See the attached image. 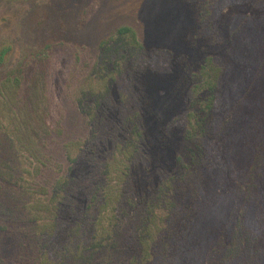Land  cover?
<instances>
[{"label": "rangeland", "instance_id": "obj_1", "mask_svg": "<svg viewBox=\"0 0 264 264\" xmlns=\"http://www.w3.org/2000/svg\"><path fill=\"white\" fill-rule=\"evenodd\" d=\"M124 24L149 49L167 48L172 55L140 54L131 44L106 52L102 41ZM50 42L54 49L42 60L51 129L44 146L51 161L35 172L11 138L0 136V156L15 167L11 177L0 169V264L45 252L55 264H127L121 243L131 233L127 224L116 231L113 246L90 253L87 247L104 163L113 153L123 159L130 142L151 145L154 156L150 169L130 166L136 181L126 189H135L137 205L153 196L155 187L148 188L161 180L156 170L167 158L173 177L164 182L166 194L177 206L162 201L171 204L173 215L180 212L179 234L189 230L185 222L205 223L201 235L212 246L202 264H264V0H0V48L13 46L0 65V79ZM214 76L217 104L200 124V137L188 138L193 110L205 96L202 81ZM136 109L142 136L130 125ZM212 118L222 154L214 155L213 166L201 159L209 151L204 141ZM39 185L50 192L60 188L57 220L47 232L26 213ZM121 205L130 211L132 202L125 198ZM228 217L240 237L234 247L226 239L232 235L225 228ZM211 224L218 225L213 233ZM162 238L161 250L146 264H182L177 258L186 242L168 226ZM211 256L216 259L208 262Z\"/></svg>", "mask_w": 264, "mask_h": 264}, {"label": "trees", "instance_id": "obj_2", "mask_svg": "<svg viewBox=\"0 0 264 264\" xmlns=\"http://www.w3.org/2000/svg\"><path fill=\"white\" fill-rule=\"evenodd\" d=\"M223 6V5H222ZM102 43L106 45V52L110 49H119L121 45L127 44L133 45L134 50L138 53L151 52L155 54L161 52L166 58L172 55L171 50L167 48L158 49L147 47L138 38V34L135 28L131 25L124 24L115 29L111 35L105 38ZM56 43L50 42L45 44L40 49H34L29 55H27L18 65L0 79V136L1 134H7L12 144L16 146V150L23 153L29 160V164L33 167L35 172H38L43 165H47L51 161L46 153L45 144L47 136L51 134V129L48 123V117L50 115L49 109V96L47 92V71L45 68V57L49 56L51 51L54 49ZM125 47V46H124ZM13 46L11 44H3L0 48V65L5 63L8 56L11 54ZM124 55V54H123ZM212 58V57H211ZM42 59H45L44 61ZM212 60H214L212 58ZM211 60V61H212ZM43 61V62H42ZM205 68L203 69V76ZM28 79V80H27ZM216 80L217 77L202 81V88H205V96L198 98L199 108L193 110L195 117L194 121L190 122V128H186L188 138L195 139L200 137L199 132L204 126H200L205 121V117L210 114V110L217 104L216 94ZM137 118L130 122L136 130H138L140 136H142L144 123H142L140 111L136 109ZM213 117V116H212ZM215 127V119L212 118L209 123V133L207 139L204 141L206 150H209L206 155L203 152L201 154L202 160L206 163L210 160L214 165V155L220 154V147H216V135L213 132ZM146 129V128H144ZM206 129V128H205ZM185 130L183 136H186ZM135 141V140H134ZM131 150L126 151L123 159L118 158L113 153V160L108 159L104 163V184L101 187V197L98 210L95 213V217L92 221L94 226V234H92L91 242L87 247L88 252L91 250L96 251L100 246L115 244L114 237H116V231L124 224H127V228L131 230V233L125 235L122 240L123 252L127 257V264H146L149 260H153L154 256L157 255L158 251L161 250L163 244L162 234L165 228L168 226L172 231L177 234L186 242L187 249L182 257L177 258L182 264H202V261L206 259L208 251V245L212 246V243H208L206 235L203 239L201 232L205 223L193 224L185 222V228L183 233L179 234V211H171L170 205L177 206L175 200H170L166 194V183L173 177V168L170 167V160L167 158L160 159V165L156 170V175L161 178L157 184H151L149 190L155 187L154 191L150 194V199L145 202V205H137L135 202V189L129 188L130 182L136 181L133 176V168L135 165L143 164L146 165V169L152 167L154 156L151 145L147 144V149L136 142H130ZM197 149L201 150V141L196 143ZM125 148V149H126ZM150 148V149H149ZM2 146L0 145V150ZM124 149V150H125ZM205 151V149H204ZM178 154V159L182 161L181 156ZM222 155V154H220ZM5 156V155H4ZM125 164L126 169H119ZM134 163L133 168L130 167ZM113 165L114 167L111 169ZM7 169L9 176H14V165L12 164L11 158L7 156H0V169ZM196 167H194L195 169ZM1 174V173H0ZM9 176L5 175L7 179ZM61 179L57 181L59 183ZM33 189L32 186H24ZM40 190L36 191L33 195L31 202L27 205L26 213L30 217V221L39 224L40 230L43 232L50 231V227L53 226V221L57 220L58 205L59 202L57 193L60 188L54 189V192H50L46 186H40ZM190 188V186L188 185ZM30 194L31 192L28 190ZM39 194L35 196L36 194ZM128 199L132 202L130 211L122 207L123 199ZM171 203L168 206L164 205V202ZM158 201V202H156ZM158 203V204H157ZM157 206V207H156ZM158 206L165 207V209L158 210ZM156 207V208H155ZM126 215H125V214ZM173 215V216H172ZM123 216L128 218V221L123 219ZM173 217V224L170 223L169 219ZM124 220V221H123ZM120 221V222H119ZM118 222V224H117ZM231 222V223H230ZM114 225V228H113ZM115 225L117 227L115 228ZM209 226V225H208ZM208 226L206 229H208ZM231 230L232 220L228 217L225 228ZM218 229L217 224H211L209 226V233H213ZM234 230V228H233ZM181 231V230H180ZM232 235L226 236V239L230 238L229 247L233 245L237 246L239 236L236 235V230L230 231ZM186 237V238H185ZM205 240L206 242H202ZM201 241L203 246H200ZM225 241V238H224ZM214 247V246H213ZM85 249V248H84ZM78 250H81L78 249ZM78 257L80 253L77 254ZM11 264H55L52 263L51 257L46 252L40 256L29 258L17 256ZM216 259L211 256L209 261ZM7 261V260H6ZM57 264V263H56ZM96 264V263H93Z\"/></svg>", "mask_w": 264, "mask_h": 264}]
</instances>
